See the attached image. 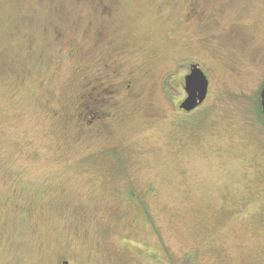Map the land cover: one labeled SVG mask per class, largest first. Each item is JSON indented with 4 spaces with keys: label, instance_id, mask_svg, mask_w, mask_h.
<instances>
[{
    "label": "rangeland",
    "instance_id": "obj_1",
    "mask_svg": "<svg viewBox=\"0 0 264 264\" xmlns=\"http://www.w3.org/2000/svg\"><path fill=\"white\" fill-rule=\"evenodd\" d=\"M263 84L264 0H0V264H264Z\"/></svg>",
    "mask_w": 264,
    "mask_h": 264
},
{
    "label": "trees",
    "instance_id": "obj_2",
    "mask_svg": "<svg viewBox=\"0 0 264 264\" xmlns=\"http://www.w3.org/2000/svg\"><path fill=\"white\" fill-rule=\"evenodd\" d=\"M174 82V76L172 73H168L164 75L163 81H162V87L164 88V91L166 95L170 98H178L181 96L180 89L176 87V85L173 83ZM254 105L256 107V116L259 117V120L264 127V115L261 110V105H260V97L258 98L257 96L254 99ZM188 113H191L192 110L186 111ZM150 187V186H149ZM148 187V188H149ZM152 188L150 187L148 191H145L144 193L138 192L135 188H133L130 184L125 188L124 190V195H126L130 200H132L134 203L137 204V206L140 208L141 212H143V217L145 221H148L152 225L153 228L154 226V221L152 220V215L150 214L148 207L145 204V195L150 192ZM169 264H194V255L187 253L182 256L180 259H173L171 258L169 261Z\"/></svg>",
    "mask_w": 264,
    "mask_h": 264
},
{
    "label": "water",
    "instance_id": "obj_3",
    "mask_svg": "<svg viewBox=\"0 0 264 264\" xmlns=\"http://www.w3.org/2000/svg\"><path fill=\"white\" fill-rule=\"evenodd\" d=\"M208 79L202 70L195 66L185 77L186 98L179 103V108L186 111L193 110L205 99ZM260 105L264 115V84L260 90Z\"/></svg>",
    "mask_w": 264,
    "mask_h": 264
},
{
    "label": "flooded vegetation",
    "instance_id": "obj_4",
    "mask_svg": "<svg viewBox=\"0 0 264 264\" xmlns=\"http://www.w3.org/2000/svg\"><path fill=\"white\" fill-rule=\"evenodd\" d=\"M110 5V4H109ZM181 60V59H180ZM104 64V63H103ZM104 66H106V64H104ZM195 66H197V67H199L201 70H202V68H201V65L199 66L197 63H194V62H192L191 60H187V59H182V62L180 63V69H182L181 70V75H182V82H180L179 84H180V92H181V96L180 97H178L179 98V101H178V105H179V103L180 102H182L185 98H186V90H185V86H184V84H185V77L191 72V70L193 69V67H195ZM203 72V71H202ZM173 76H174V73H173ZM174 80H175V76H174ZM98 99V98H97ZM100 100H101V98H100ZM98 101V100H97ZM100 104L101 103V101H98V102H96L95 104ZM200 104V103H199ZM198 104V105H199ZM197 105V106H198ZM196 106V107H197ZM195 107V108H196ZM194 108V109H195ZM94 117L95 116H93V118H91L89 121H92L93 119H94ZM65 258H62L61 259V264H68L65 260H64Z\"/></svg>",
    "mask_w": 264,
    "mask_h": 264
}]
</instances>
